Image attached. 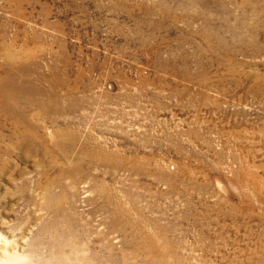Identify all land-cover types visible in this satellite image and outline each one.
<instances>
[{"label":"rangeland","instance_id":"1","mask_svg":"<svg viewBox=\"0 0 264 264\" xmlns=\"http://www.w3.org/2000/svg\"><path fill=\"white\" fill-rule=\"evenodd\" d=\"M241 1L0 0V259L264 264Z\"/></svg>","mask_w":264,"mask_h":264},{"label":"bare ground","instance_id":"2","mask_svg":"<svg viewBox=\"0 0 264 264\" xmlns=\"http://www.w3.org/2000/svg\"><path fill=\"white\" fill-rule=\"evenodd\" d=\"M257 4L258 0H242L239 4L238 44L242 54L243 52L245 53L247 46L255 50L254 45L258 41L259 20L261 17H263L264 20V13L258 9ZM26 139L29 145V136ZM29 151L34 152L32 150ZM150 248L151 252L155 251V247ZM17 261V258L13 259L10 256H5L4 259H0V264H17Z\"/></svg>","mask_w":264,"mask_h":264}]
</instances>
